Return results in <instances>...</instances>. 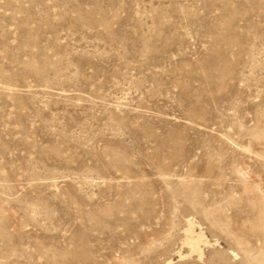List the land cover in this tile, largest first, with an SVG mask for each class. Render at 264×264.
Wrapping results in <instances>:
<instances>
[{
	"label": "rangeland",
	"instance_id": "rangeland-1",
	"mask_svg": "<svg viewBox=\"0 0 264 264\" xmlns=\"http://www.w3.org/2000/svg\"><path fill=\"white\" fill-rule=\"evenodd\" d=\"M0 264H264V0H0Z\"/></svg>",
	"mask_w": 264,
	"mask_h": 264
}]
</instances>
